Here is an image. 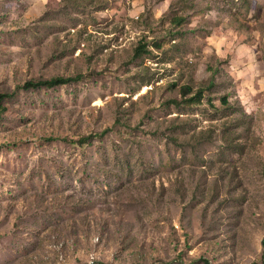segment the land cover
<instances>
[{"label":"rangeland","instance_id":"rangeland-1","mask_svg":"<svg viewBox=\"0 0 264 264\" xmlns=\"http://www.w3.org/2000/svg\"><path fill=\"white\" fill-rule=\"evenodd\" d=\"M1 93L0 264H263L264 0H0Z\"/></svg>","mask_w":264,"mask_h":264},{"label":"trees","instance_id":"trees-1","mask_svg":"<svg viewBox=\"0 0 264 264\" xmlns=\"http://www.w3.org/2000/svg\"><path fill=\"white\" fill-rule=\"evenodd\" d=\"M246 2L249 0H245ZM187 20V16L185 15H181V14H175L172 16L171 18V22H175V23H182L184 21ZM159 46V44L157 45ZM152 53L151 50V46L149 44H147L145 41H140L137 43L136 47H135V53L134 56L135 57H141L144 54H150ZM73 78L72 77H68V78H64V77H58V78H52V79H30L29 81L26 82L25 86L26 87H35V88H39V87H54L56 85H60V84H65L68 83L70 81H72ZM180 92L181 95L184 99V102H186L187 104H195V103H201L203 97H204V92L205 89L203 87L197 88L196 90L193 89L190 85H183L180 88ZM12 93H1L0 94V103L1 101L6 97V96H11ZM210 101V99H209ZM222 103L223 104H228V98L226 96H224L222 98ZM90 139V135L87 136H83L81 138H79L77 141L80 142L81 144L88 142ZM262 245H263V264H264V239L262 240ZM207 263H209V260H206ZM94 264V263H92Z\"/></svg>","mask_w":264,"mask_h":264}]
</instances>
